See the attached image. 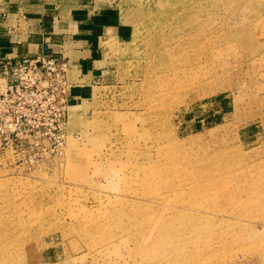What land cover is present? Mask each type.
Returning <instances> with one entry per match:
<instances>
[{
	"label": "rangeland",
	"instance_id": "rangeland-1",
	"mask_svg": "<svg viewBox=\"0 0 264 264\" xmlns=\"http://www.w3.org/2000/svg\"><path fill=\"white\" fill-rule=\"evenodd\" d=\"M104 6L54 57L86 96L0 149V264H264V0Z\"/></svg>",
	"mask_w": 264,
	"mask_h": 264
},
{
	"label": "crops",
	"instance_id": "crops-1",
	"mask_svg": "<svg viewBox=\"0 0 264 264\" xmlns=\"http://www.w3.org/2000/svg\"><path fill=\"white\" fill-rule=\"evenodd\" d=\"M104 5L105 0H0V58L64 55L79 57L86 69H93L99 62L88 59L100 50H90L89 43L102 39ZM91 72H84L79 82ZM85 96L84 89H73L68 104Z\"/></svg>",
	"mask_w": 264,
	"mask_h": 264
},
{
	"label": "built area",
	"instance_id": "built-area-1",
	"mask_svg": "<svg viewBox=\"0 0 264 264\" xmlns=\"http://www.w3.org/2000/svg\"><path fill=\"white\" fill-rule=\"evenodd\" d=\"M67 89V64L57 58H0V149L14 136L42 135L40 125L51 135L52 102L58 92L67 106Z\"/></svg>",
	"mask_w": 264,
	"mask_h": 264
}]
</instances>
